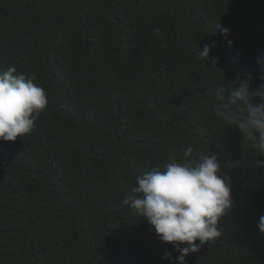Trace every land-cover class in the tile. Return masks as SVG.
<instances>
[{
  "label": "trees",
  "instance_id": "obj_1",
  "mask_svg": "<svg viewBox=\"0 0 264 264\" xmlns=\"http://www.w3.org/2000/svg\"><path fill=\"white\" fill-rule=\"evenodd\" d=\"M210 40L215 65L197 55ZM261 53L264 0H0V71L35 75L49 101L0 141V264H169L172 245L123 201L189 146L241 167L220 236L186 264H264V157L212 110L241 73L262 83Z\"/></svg>",
  "mask_w": 264,
  "mask_h": 264
},
{
  "label": "clouds",
  "instance_id": "obj_2",
  "mask_svg": "<svg viewBox=\"0 0 264 264\" xmlns=\"http://www.w3.org/2000/svg\"><path fill=\"white\" fill-rule=\"evenodd\" d=\"M217 28L232 47L234 41L227 39L230 28ZM216 46L215 40H210L199 48L198 57L215 65L219 57L211 52ZM256 63L262 83L253 89L252 73H241L238 87H217L212 110L220 121L239 132L242 143L251 141L264 157V53L258 54ZM16 73L15 67L0 71V141L4 142L30 134L36 117L49 103L45 90L35 83V75ZM193 151L189 146L183 162L174 160L163 170L153 168L137 176L136 186L123 201L148 222L162 243L172 245L162 257L169 264H186L190 254L219 237L218 221L233 206L228 173L241 167V159L227 156L221 161V154L213 152L200 154L193 162ZM255 166L264 169V158H258ZM257 228L264 234V215L259 217Z\"/></svg>",
  "mask_w": 264,
  "mask_h": 264
}]
</instances>
